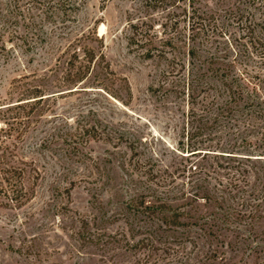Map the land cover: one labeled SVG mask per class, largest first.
I'll return each mask as SVG.
<instances>
[{
    "label": "rangeland",
    "instance_id": "374dc122",
    "mask_svg": "<svg viewBox=\"0 0 264 264\" xmlns=\"http://www.w3.org/2000/svg\"><path fill=\"white\" fill-rule=\"evenodd\" d=\"M27 1L14 4L20 15L0 42V104L80 39L105 90L57 92L48 81L52 97L19 144V202L0 180V264H264V163L215 156L232 138L202 134L200 104L187 96L190 64L204 66L206 51L236 57L227 41L200 37L190 57L187 22L171 5L40 0L28 11ZM190 146L215 151L201 159Z\"/></svg>",
    "mask_w": 264,
    "mask_h": 264
},
{
    "label": "trees",
    "instance_id": "16d2710c",
    "mask_svg": "<svg viewBox=\"0 0 264 264\" xmlns=\"http://www.w3.org/2000/svg\"><path fill=\"white\" fill-rule=\"evenodd\" d=\"M10 1H13V5H9V8L8 3H0L1 43L4 33L13 25L14 18L20 15L19 10H14V4L19 0ZM146 1L154 6L171 5L180 11L181 15H173L183 17L187 22V30L190 32L188 41L192 44L190 57L197 54L195 46L202 45L198 41L200 37L207 43L209 34L227 41V50L230 48L236 57L228 60L226 56H214L206 51L204 66L200 68L190 64L192 67L188 70L187 83L189 103L192 106L200 104L198 121L202 134L208 132L219 135L215 136L219 141L223 135L232 138L230 150L220 148L219 154L215 156L227 157L237 163H264V0H234V3L226 7L224 0H217L210 8L202 6V2L207 0ZM27 4L31 5L28 11H33L32 5L34 9H38L37 5L42 6L40 0H28ZM226 20L237 31V36L232 39L227 37L230 25ZM95 40L99 41L97 36ZM88 43L76 40L57 58L56 64L48 73L16 81L13 86L14 98H10L8 103L0 104V180L8 182V190L13 194L12 201H20L21 182L27 173L18 166L26 165L18 157L19 144L40 115L39 105L52 97L48 96L53 93H48L52 90L46 86L48 81H54L53 89L59 90L57 92H82L87 88L105 90L98 70L100 65L97 63L95 66V50ZM0 50L5 51L2 46ZM3 57L5 60L6 56ZM100 57L102 60L101 54L98 58ZM237 57L245 66L242 70H235ZM197 99L200 100L197 102ZM12 100L15 101L11 102ZM194 117L192 107L191 118ZM207 140H210L209 137ZM210 148L190 146L189 156L198 155L203 159L205 155H210V151H215ZM193 167L194 170L199 169V165ZM33 172L38 175L36 171ZM193 196L196 199L203 198L197 192ZM178 217L179 214L173 216L177 223Z\"/></svg>",
    "mask_w": 264,
    "mask_h": 264
}]
</instances>
